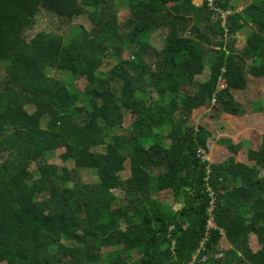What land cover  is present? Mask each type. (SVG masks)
<instances>
[{
	"label": "trees",
	"instance_id": "trees-1",
	"mask_svg": "<svg viewBox=\"0 0 264 264\" xmlns=\"http://www.w3.org/2000/svg\"><path fill=\"white\" fill-rule=\"evenodd\" d=\"M0 67V264H264V132L192 121L264 111V0H0Z\"/></svg>",
	"mask_w": 264,
	"mask_h": 264
},
{
	"label": "rangeland",
	"instance_id": "rangeland-1",
	"mask_svg": "<svg viewBox=\"0 0 264 264\" xmlns=\"http://www.w3.org/2000/svg\"><path fill=\"white\" fill-rule=\"evenodd\" d=\"M125 12L121 13V16H124ZM38 21L33 28V32L39 30L43 27H54L55 25V18L52 15L46 14L44 11H40L37 15ZM90 26L86 16H80L75 18L72 23L64 30V37L66 41H69V37L74 35L80 27L88 28ZM151 44L154 46H160V33L154 32L150 37ZM241 43L238 41L236 43L239 46ZM124 56H128V52L124 53ZM111 59H107L104 64L100 67V71L105 72L108 70L112 64ZM1 68V67H0ZM49 73H52L49 72ZM57 76H61V73L53 72ZM208 72L205 71L203 74L198 76L199 80L206 79ZM235 100L240 102L242 106L249 111L255 105H259L256 102L261 103L264 105V77H254L252 75H247V82L246 87L241 90H233L232 91ZM263 111V110H262ZM254 112L251 117L245 115L242 121L240 120H233V118L228 117L227 115H220L219 119L215 120L210 116V112L208 109L199 108L192 112V121L197 124L200 122H205L209 126L210 129L214 132V138L219 137H230L232 141L235 143L239 139H242L246 136V140L243 141L242 148L245 149L246 147L258 148L261 140L262 133L264 132V111L262 112ZM247 127V128H246ZM211 142L210 150L206 154V158L209 162L221 161L229 152L225 146L218 144L216 141ZM236 160L238 161H246V157L243 151L236 153L235 155ZM51 162H56L60 164V160L58 158H53L50 160ZM81 176L85 181H93L96 179L95 172L83 168L80 170ZM250 244L253 249H256V243L253 236L250 238ZM112 247H102V251L111 250Z\"/></svg>",
	"mask_w": 264,
	"mask_h": 264
},
{
	"label": "built area",
	"instance_id": "built-area-1",
	"mask_svg": "<svg viewBox=\"0 0 264 264\" xmlns=\"http://www.w3.org/2000/svg\"><path fill=\"white\" fill-rule=\"evenodd\" d=\"M207 1H208L209 5H211L212 2H213V0H207ZM225 15H226V13H223V14L221 15L222 18H223V21H224ZM219 87H220V88L224 87L223 81H221ZM213 100H214V99H212V101H213ZM211 224H212V221L209 220V225H211Z\"/></svg>",
	"mask_w": 264,
	"mask_h": 264
},
{
	"label": "crops",
	"instance_id": "crops-1",
	"mask_svg": "<svg viewBox=\"0 0 264 264\" xmlns=\"http://www.w3.org/2000/svg\"><path fill=\"white\" fill-rule=\"evenodd\" d=\"M247 128V127H246Z\"/></svg>",
	"mask_w": 264,
	"mask_h": 264
}]
</instances>
